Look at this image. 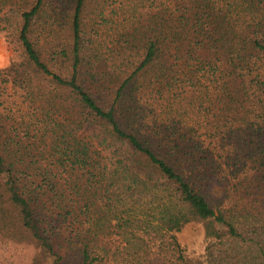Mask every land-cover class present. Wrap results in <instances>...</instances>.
<instances>
[{"label": "trees", "instance_id": "trees-1", "mask_svg": "<svg viewBox=\"0 0 264 264\" xmlns=\"http://www.w3.org/2000/svg\"><path fill=\"white\" fill-rule=\"evenodd\" d=\"M90 1L63 22L20 0L0 94L28 90L31 115L0 136V228L52 264H264V0H110L145 10L112 47L87 39ZM195 224L203 258L179 241Z\"/></svg>", "mask_w": 264, "mask_h": 264}, {"label": "rangeland", "instance_id": "rangeland-1", "mask_svg": "<svg viewBox=\"0 0 264 264\" xmlns=\"http://www.w3.org/2000/svg\"><path fill=\"white\" fill-rule=\"evenodd\" d=\"M31 4L33 0H29ZM75 0H45L46 8L57 9V18L60 21H65L66 17L72 13L73 3ZM126 1V0H123ZM110 0H94L87 4V9L83 13L82 22L84 30L87 34V39L96 40L97 33L102 35L108 47L114 44L118 45V40L130 35L138 22L136 16L143 19L144 9L140 12L130 13L132 11V4H127L125 7L119 8V3L110 5ZM20 0H0V69H8L14 64H20L23 61V48L18 41L19 33L22 27V19L18 6ZM21 6L27 7V3L21 2ZM30 8V7H29ZM27 8V10L29 9ZM103 10L105 15H101ZM49 16V13H48ZM104 19L109 21H104ZM132 20V21H131ZM115 23V24H113ZM114 25V26H113ZM117 25H122L120 30L114 29ZM34 27L40 33L37 40L41 45L45 44L47 34L44 32L45 20H36ZM59 31L60 35H68L62 24ZM136 29V28H135ZM127 31V33H126ZM102 41V40H101ZM103 42V41H102ZM118 43V44H116ZM119 46V45H118ZM28 90H21L16 87L15 90H8L4 95L0 94V129L4 128V135L0 132L2 140L6 137L15 135L9 131V123L18 124L16 128L23 131L25 127H21L22 118L28 122L31 115V103L26 100ZM112 94V93H111ZM114 98V95L107 97L105 101H100L101 104H106ZM26 106H23L22 104ZM29 107V108H28ZM29 113V114H28ZM4 120L8 122H4ZM89 136L93 141L100 143L104 137L96 132L95 129H86L81 136ZM111 141V140H110ZM118 145L111 141L109 145ZM111 150L105 154L108 158L111 157ZM113 151V150H112ZM35 153V152H34ZM116 242L121 241L114 237ZM179 241L186 253L191 258H203L205 254L206 241L204 237V230L201 225H189L179 235ZM50 259L46 258L42 252L41 243L32 237L31 232L22 230L17 226L10 228H0V264H52Z\"/></svg>", "mask_w": 264, "mask_h": 264}]
</instances>
